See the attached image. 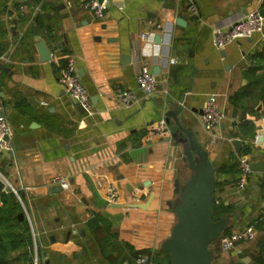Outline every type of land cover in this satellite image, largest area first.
Returning a JSON list of instances; mask_svg holds the SVG:
<instances>
[{
	"label": "crops",
	"instance_id": "0c3cea01",
	"mask_svg": "<svg viewBox=\"0 0 264 264\" xmlns=\"http://www.w3.org/2000/svg\"><path fill=\"white\" fill-rule=\"evenodd\" d=\"M15 1L0 0V107L13 144L12 154H0V179L27 207L40 242L45 238V264H137L139 255L168 262L159 248L176 221L168 203L180 152L171 136L147 139L146 128L179 106L217 169L214 199L232 214L230 228L256 231L254 240L228 252L212 243L213 264H264V173L252 172L241 199L237 168H229L240 155L264 163V106L258 112L262 102L242 96L264 46V19L250 38L221 50L212 42L215 29L261 12L264 0H193L197 16L184 0H114L103 21L81 0H19L22 13ZM35 36L49 48V61L40 62ZM67 55L89 95V115L58 82ZM144 58L156 78L151 97L135 79ZM116 88L132 91L135 101L119 105ZM210 95L223 120L207 134L200 116ZM54 178L69 188L51 184ZM110 184L116 204L105 201ZM135 189L143 194L138 200L131 197Z\"/></svg>",
	"mask_w": 264,
	"mask_h": 264
},
{
	"label": "built area",
	"instance_id": "2783aa9c",
	"mask_svg": "<svg viewBox=\"0 0 264 264\" xmlns=\"http://www.w3.org/2000/svg\"><path fill=\"white\" fill-rule=\"evenodd\" d=\"M114 0H81L83 8L90 14V16L97 21H103L105 19L107 10ZM186 3V11L197 16V8L193 0H184ZM19 11L24 12V8L20 7ZM32 18H30L31 21ZM263 15L260 11H252L246 13L243 17L234 20L228 27L227 30L220 28L215 29L213 32L212 42L216 49L221 50L229 43H236L240 40L250 38L253 34L261 32L263 29ZM149 32L143 31L140 36L143 40L149 38ZM64 64L58 66V82L62 86L63 90L70 96V98L78 103L85 112L89 115L91 114V103L89 95L80 82L77 69L75 66V59L71 55L64 57ZM170 63H174V60H170ZM137 88L144 93L146 97L154 96L157 92L156 88V78L151 72L147 60L144 58L138 72L135 76ZM115 101L122 106L131 105L136 97L132 91L122 90L120 88L115 89L114 93ZM2 111V107H0ZM223 120V114L218 107L217 99L215 95H210L203 108L200 116V124L202 130L211 134L214 132L215 128L219 127ZM170 136L169 127L165 123L164 119L148 125L146 128V138L151 139L154 137L163 138ZM13 151V144L10 137V127L6 118L0 117V154L11 153ZM237 178H236V190L241 194V199L244 198V191L248 186L249 178L252 174L250 170V160L245 155L237 156ZM4 182V181H3ZM5 183V182H4ZM51 184H57L62 190H67L69 184L65 179H52ZM6 188V187H5ZM9 191L4 189L1 193L6 194ZM12 192L16 195L18 201L21 203L24 217L29 225L32 243H33V255L30 264H45V259L42 254V246L40 242L39 233L34 225V221L27 207L20 200L19 195L16 191ZM132 199L141 198L142 191L135 189L131 193ZM243 194V195H242ZM118 191L113 185H109L105 191V201L108 204L118 203ZM2 202L0 199V206ZM216 204V201H215ZM74 228V227H73ZM78 232L73 229V234L76 235ZM255 228L252 225L239 226L236 228H230L228 232L224 233L215 242L218 247L224 251L228 252L235 249L239 244L248 243L255 239ZM70 252V250H68ZM137 264H153V257L148 255H139L136 258Z\"/></svg>",
	"mask_w": 264,
	"mask_h": 264
},
{
	"label": "water",
	"instance_id": "95a60500",
	"mask_svg": "<svg viewBox=\"0 0 264 264\" xmlns=\"http://www.w3.org/2000/svg\"><path fill=\"white\" fill-rule=\"evenodd\" d=\"M34 42L40 62L49 61L51 56L46 43L38 36L34 37ZM261 108L262 103L257 111ZM223 113L226 114V111ZM3 116V111H0V117ZM164 121L174 145L179 149L181 166L173 183L175 198L168 203L176 221L159 250L169 256L171 264H213L214 253L210 246L230 228L232 222V214L226 213L225 209L215 216L217 169L200 143L198 133L183 118L181 106L173 113H166ZM257 134L261 141L260 127H257ZM234 144L238 149L241 147L239 140ZM250 170L264 173V163L254 159L250 162ZM5 186L0 179V193ZM22 217L23 214H19V218ZM244 263L242 259L235 264Z\"/></svg>",
	"mask_w": 264,
	"mask_h": 264
},
{
	"label": "trees",
	"instance_id": "16d2710c",
	"mask_svg": "<svg viewBox=\"0 0 264 264\" xmlns=\"http://www.w3.org/2000/svg\"><path fill=\"white\" fill-rule=\"evenodd\" d=\"M21 5L23 4H21L19 0H16L14 3L16 9ZM261 14L264 16V10H261ZM32 19L33 23H39L38 17L34 16ZM21 20L25 21V18ZM31 33L27 31L25 34ZM260 71H263V73H259ZM248 73V83L242 96L262 102L264 106V46L254 56V63L249 68ZM234 102L238 101L235 100ZM232 167L237 168V164L235 163L229 168ZM236 172L238 173V169ZM0 199L2 202L0 206V264H13L15 262H17L16 264H30L32 261V254L30 252L32 248V240L26 219L19 218V214H22L21 205L14 193L11 192L2 194ZM215 208V216H218L221 208L218 207L217 204H215ZM228 230L226 232H228ZM19 250H23L20 256L12 257V253L16 251L19 252ZM135 254L138 255L139 253ZM157 256L158 255H156V257ZM166 256L168 258V255ZM167 261L168 262L165 263V261L155 258V264H171L170 259H167Z\"/></svg>",
	"mask_w": 264,
	"mask_h": 264
},
{
	"label": "rangeland",
	"instance_id": "374dc122",
	"mask_svg": "<svg viewBox=\"0 0 264 264\" xmlns=\"http://www.w3.org/2000/svg\"><path fill=\"white\" fill-rule=\"evenodd\" d=\"M259 73H263V71H260ZM10 192V191H9ZM11 193H13L12 191H11ZM219 204V201H217V205ZM39 233V232H38ZM30 236H31V233H30ZM39 236H40V234H39ZM40 239H41V237H40ZM31 240H32V237H31ZM44 243L46 244V240H45V238L42 236V240H41V246L42 247H44ZM32 248H33V243H32ZM32 248H31V254L33 255V252H32ZM45 249H46V245H45ZM47 250V249H46ZM22 251L23 250H19V252L18 251H16V252H13L12 253V257H18V256H20V254L22 253ZM19 253V254H18ZM17 262H15V263H13V264H16Z\"/></svg>",
	"mask_w": 264,
	"mask_h": 264
}]
</instances>
